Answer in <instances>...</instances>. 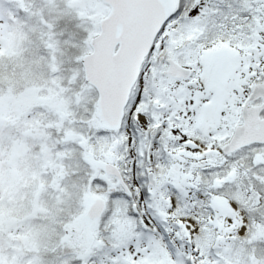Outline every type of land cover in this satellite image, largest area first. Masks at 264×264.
Listing matches in <instances>:
<instances>
[{
	"label": "snow or ice",
	"instance_id": "1",
	"mask_svg": "<svg viewBox=\"0 0 264 264\" xmlns=\"http://www.w3.org/2000/svg\"><path fill=\"white\" fill-rule=\"evenodd\" d=\"M0 264H264V0H0Z\"/></svg>",
	"mask_w": 264,
	"mask_h": 264
}]
</instances>
